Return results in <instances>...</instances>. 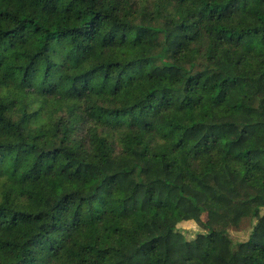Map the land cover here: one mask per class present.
I'll list each match as a JSON object with an SVG mask.
<instances>
[{
  "label": "trees",
  "instance_id": "trees-1",
  "mask_svg": "<svg viewBox=\"0 0 264 264\" xmlns=\"http://www.w3.org/2000/svg\"><path fill=\"white\" fill-rule=\"evenodd\" d=\"M210 174L264 186V0H0V264H264Z\"/></svg>",
  "mask_w": 264,
  "mask_h": 264
},
{
  "label": "rangeland",
  "instance_id": "rangeland-1",
  "mask_svg": "<svg viewBox=\"0 0 264 264\" xmlns=\"http://www.w3.org/2000/svg\"><path fill=\"white\" fill-rule=\"evenodd\" d=\"M226 133L229 138H234L241 132L251 133L254 131L253 120L243 115H229L225 117ZM205 184L215 193L226 195L231 199L234 205L232 220L238 219L242 211L252 216L253 222H264V186L250 187L246 183L241 182L234 189L221 187L216 182L213 174L205 178ZM187 237L192 236L200 228L196 223L191 222L180 226ZM250 228L242 230H232L228 232L233 241L239 242L246 240Z\"/></svg>",
  "mask_w": 264,
  "mask_h": 264
}]
</instances>
